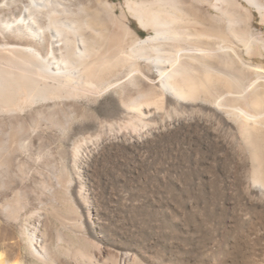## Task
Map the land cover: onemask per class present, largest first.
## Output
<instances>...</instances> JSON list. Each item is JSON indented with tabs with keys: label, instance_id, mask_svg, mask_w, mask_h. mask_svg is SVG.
Listing matches in <instances>:
<instances>
[{
	"label": "bare ground",
	"instance_id": "1",
	"mask_svg": "<svg viewBox=\"0 0 264 264\" xmlns=\"http://www.w3.org/2000/svg\"><path fill=\"white\" fill-rule=\"evenodd\" d=\"M22 1V17H17L22 25L15 20L7 33L0 27L1 105L11 107L21 95L31 101L96 99L116 83L120 72H141L139 59L152 63L163 76L161 84L175 96L199 104V182L190 188L194 195L181 199L179 213L171 209L175 203L149 201V213L137 218L130 236L118 240L110 262L85 250L83 262L264 264V0H244V7L229 0L224 24L185 11L182 15L196 27L193 33L172 28V21L158 11L145 15L141 1H127L141 22L156 28L154 35L130 41L118 29L92 20L79 3L76 13L52 0ZM3 24L7 28L11 22ZM124 30L131 32L128 25ZM164 37L170 40L168 49L160 42ZM141 98L157 106L164 100L151 89ZM208 110L216 126L206 119ZM68 227L78 231L75 221ZM45 235L38 230L30 255L44 264H66L49 251L51 240ZM0 264H10L1 252Z\"/></svg>",
	"mask_w": 264,
	"mask_h": 264
},
{
	"label": "rangeland",
	"instance_id": "2",
	"mask_svg": "<svg viewBox=\"0 0 264 264\" xmlns=\"http://www.w3.org/2000/svg\"><path fill=\"white\" fill-rule=\"evenodd\" d=\"M52 1L76 13L84 5L90 18L118 29L128 41L156 31L129 10V2H142L145 15L158 11L172 21V28L188 33L196 27L183 12L224 24L223 10L231 6L229 0ZM25 4L0 0V27L6 33L22 17ZM6 20L11 22L7 28ZM160 42L164 49L171 45L165 37ZM143 60L137 61L141 72H120L116 83L96 99L31 101L21 95L11 107L0 104V252L10 264H44L29 253L39 229L51 240L49 251L66 264H85L84 250L110 262L118 240L130 236L137 218L149 213V201H170L179 213L181 199L194 195L190 188L199 182V104L175 96L161 84L163 76L152 63ZM150 89L162 93L161 106L140 101ZM130 98L132 105L125 103ZM209 112L206 119L216 126ZM70 220L78 231L68 227ZM73 249L79 251L75 259Z\"/></svg>",
	"mask_w": 264,
	"mask_h": 264
}]
</instances>
